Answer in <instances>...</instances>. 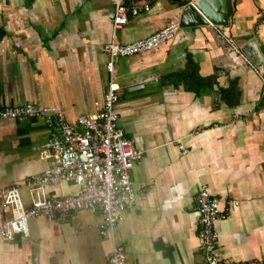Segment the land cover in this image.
<instances>
[{
	"label": "crops",
	"instance_id": "obj_1",
	"mask_svg": "<svg viewBox=\"0 0 264 264\" xmlns=\"http://www.w3.org/2000/svg\"><path fill=\"white\" fill-rule=\"evenodd\" d=\"M120 1L128 22L115 33L119 44L180 23L171 0ZM230 4L226 27L179 28L159 49L116 61L118 122L144 152L131 181L145 199L126 210L114 234L126 264H201L200 185L225 201L219 255L264 259V99L257 76L231 47L251 44L252 57H244L264 65V0ZM113 16L114 0H0V109L53 108L71 123L94 114L107 88L104 46ZM52 131L41 119L0 122V189L21 186L25 205L24 186L45 171L42 146ZM76 192L71 184L44 190L50 199ZM100 223L99 211L58 224L32 220L28 237L0 240V264H107L113 243L100 237Z\"/></svg>",
	"mask_w": 264,
	"mask_h": 264
},
{
	"label": "built area",
	"instance_id": "obj_2",
	"mask_svg": "<svg viewBox=\"0 0 264 264\" xmlns=\"http://www.w3.org/2000/svg\"><path fill=\"white\" fill-rule=\"evenodd\" d=\"M127 22V7L120 0H114L113 38L104 46L107 88L103 100L94 104V114L80 116L71 123L53 108L27 104L0 109V122L20 118L41 119L53 130L42 146L45 171L24 186L28 193V204H24L21 186L0 189L1 241L12 242L17 237H28L32 220L43 219L47 223L58 224L79 212L99 211V235L113 243L107 264H126L125 250L115 242L114 234L126 210L145 199V194L134 192L131 181V172L142 162L144 152L125 136L118 122L115 106L119 91L114 82L115 64L120 58L159 49L172 41L180 28L178 21L171 20L164 28L144 39L119 44L114 39L115 33ZM231 47L234 54L243 59L257 76L264 99V65L252 63L239 48L233 44ZM250 113L251 110L243 112L234 119L247 117ZM179 149L184 154L188 153L182 146ZM60 184L74 185L77 192L52 199L45 195L47 187ZM224 203L221 197L211 195L205 185L199 186L195 206L201 264H264V259L230 261L219 255L216 225L227 217Z\"/></svg>",
	"mask_w": 264,
	"mask_h": 264
},
{
	"label": "water",
	"instance_id": "obj_3",
	"mask_svg": "<svg viewBox=\"0 0 264 264\" xmlns=\"http://www.w3.org/2000/svg\"><path fill=\"white\" fill-rule=\"evenodd\" d=\"M133 2L135 5H139L136 0ZM146 2L147 0L142 6ZM171 2L180 5V28H200L203 30L214 28L218 30V28L226 27L228 24L227 18L231 13L230 0H171ZM217 33L219 34V32ZM250 45L245 46L242 52L251 56L250 49L253 47Z\"/></svg>",
	"mask_w": 264,
	"mask_h": 264
},
{
	"label": "trees",
	"instance_id": "obj_4",
	"mask_svg": "<svg viewBox=\"0 0 264 264\" xmlns=\"http://www.w3.org/2000/svg\"><path fill=\"white\" fill-rule=\"evenodd\" d=\"M180 7V5H178ZM184 79L190 78L191 76H182Z\"/></svg>",
	"mask_w": 264,
	"mask_h": 264
}]
</instances>
